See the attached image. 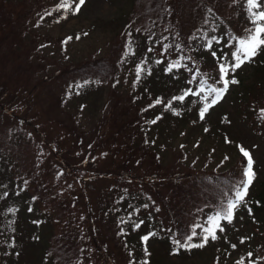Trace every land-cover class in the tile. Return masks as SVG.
Segmentation results:
<instances>
[{"label": "rangeland", "instance_id": "1", "mask_svg": "<svg viewBox=\"0 0 264 264\" xmlns=\"http://www.w3.org/2000/svg\"><path fill=\"white\" fill-rule=\"evenodd\" d=\"M3 1L29 16L14 30L28 45L39 35L31 61L47 70L15 76L11 60L0 59V264H59L50 252L61 246L72 264H264V207L253 206L264 189V48L231 70L251 26L246 0H204L195 15L174 0L157 9L152 0H85L66 18L54 11L59 0ZM101 61L113 78L67 72L71 80H62L64 68ZM221 64L237 83L201 119L215 99L209 88L224 87ZM122 98L128 106L118 110ZM49 104L82 134L50 118ZM135 106L149 154L138 139L120 142V115ZM241 147L255 174L245 201L231 223L220 221L217 239L178 247L193 230L191 243H202L215 206L228 203L184 185L230 171L247 159Z\"/></svg>", "mask_w": 264, "mask_h": 264}, {"label": "trees", "instance_id": "2", "mask_svg": "<svg viewBox=\"0 0 264 264\" xmlns=\"http://www.w3.org/2000/svg\"><path fill=\"white\" fill-rule=\"evenodd\" d=\"M149 1V0H148ZM161 1L165 0H152L149 1L151 3V6L153 9L161 8ZM177 4L183 6L184 3H186V7L191 9V12L193 13L192 15H195L196 12H199V5L200 3H204V0H174ZM189 1V2H188ZM222 2H225L223 0ZM139 5V4H138ZM169 5V4H168ZM206 10L212 9L215 7V5H207L204 4ZM166 5H164V8ZM202 8V5H201ZM204 8V7H203ZM15 10V9H14ZM27 10V9H24ZM9 10L7 9L6 2L1 0L0 1V49L4 50L5 45L7 43V50L8 52H3L2 55H0L1 61H6L5 56H7V59L11 60L12 64V69H13V74H17L15 76L21 75L22 73H25L28 75V73H32L36 75V72L40 71H46L47 66L43 64H38V65H33L31 61V57L36 54L37 49L39 48V43L37 41V37H39L38 34H34V44L28 45L25 42V39H22L23 34L19 35V31H15L14 28L21 22H23L25 25L27 24V21L29 20L27 17V14L24 13L22 16L21 14H14V12H8ZM11 14H8V13ZM216 14H219V12L214 11ZM17 19L15 20L16 23H14V18ZM208 18V17H207ZM217 18V17H216ZM207 20V19H206ZM216 20V19H215ZM217 21V20H216ZM6 25H8L9 29H5ZM13 30V36L11 35V31ZM152 30V29H150ZM15 36V37H14ZM183 36V35H182ZM245 36V35H244ZM242 35V37H244ZM241 37V38H242ZM14 38H16L14 40ZM18 38L20 42L18 41ZM15 43H18V48H21V51H15ZM178 44H183V42H178ZM15 46V47H14ZM14 47V49H13ZM0 50V51H2ZM4 56V57H2ZM10 62V61H9ZM31 62V63H30ZM73 68L67 67L64 68L65 71H63L62 74V80H64L65 77L68 76L67 72L77 80H89L94 78L95 75H102L106 74L107 76H110L113 72L111 70L108 71V69H112L113 67L110 66V64H105L103 61L95 63V64H85L84 67L82 68ZM31 75V74H30ZM113 78V75L110 76ZM57 76H54L52 78L53 84H59L56 82ZM67 80V79H65ZM70 76H68V81H70ZM50 93V91H49ZM123 97V96H122ZM118 110L121 108V104L127 107L128 105V100H123L119 102ZM126 109V108H125ZM61 109L55 108L53 104H49L46 107V113L50 118H53V120L57 121L58 123L65 124V126L69 129V131L74 134H82L81 131H79V128L77 127L75 121H73L72 117H69L71 122L70 123H65L63 120L60 119L59 113ZM124 111V110H123ZM121 112V111H120ZM126 114L120 115L122 117V121L118 123V133L123 136V139L120 141L123 145L128 146L129 143L131 144L132 142H135L137 139L139 140V148H142L145 152L149 154L150 150L148 148V136L147 134L143 131L142 126L145 123L144 118H143V108L141 107H134L129 110H125ZM117 125V124H116ZM153 156V154H152ZM247 159H243V162L237 163L230 171H226L221 174H216L214 177L207 179V177L204 176H197L192 179L191 182H188V184H185L184 187H195L198 188L199 193L201 191L205 190H211V192H215L216 198H228V201L230 199L234 200V189L239 186V182L244 179L243 177V170L247 164ZM243 166L241 171H239V166ZM238 170V171H236ZM191 184V185H190ZM214 189V190H213ZM255 203L253 202V206L255 209H260L261 207H264V189L260 193V196H258L257 199L254 200ZM226 204H224V207ZM223 208L221 207L220 204L215 206V211L214 214L220 212ZM218 210V212H217ZM54 251V252H53ZM52 253V256L55 257V253L57 255V260L59 261V264H72L74 261V258H72L70 255V249H64L63 246L59 249H53L50 252V255Z\"/></svg>", "mask_w": 264, "mask_h": 264}, {"label": "snow or ice", "instance_id": "3", "mask_svg": "<svg viewBox=\"0 0 264 264\" xmlns=\"http://www.w3.org/2000/svg\"><path fill=\"white\" fill-rule=\"evenodd\" d=\"M85 3V0H59L54 11L60 12L63 11L66 15L71 12V14L75 15L79 12L80 7ZM74 5V6H73ZM246 11L248 13V19L250 23V27L247 28L246 35L238 40V47L235 52L232 53V58L235 60V63L231 65V70L235 71L236 68H239L243 63L249 61L252 57H254L258 50L264 48V0H246ZM51 15V12L48 13ZM58 22V21H57ZM79 38V37H77ZM68 39H71L69 37ZM212 41H209V47L211 48ZM215 55V53H213ZM170 70V69H169ZM139 69L137 70V75H139ZM220 80L223 82L224 87L222 89H217L214 87L209 88L210 94H215V99L211 101V103H206L200 110L201 119L204 118L205 113L209 110L212 104H215L217 100L223 95V93L227 90L229 83L235 84L237 81L232 79L229 81L226 79L229 73L228 65L221 64L220 68ZM206 82H201L200 91H204L203 85ZM80 87V85H77ZM188 93H185L187 95ZM177 99L183 101L184 95L178 97ZM207 99V97H205ZM156 103H160L159 100ZM155 121H153L154 123ZM240 151L244 157L247 158V164L243 170V177L239 182V186L234 189V200L230 199L223 209L218 212L216 215L209 217L208 219V227L203 229L204 235L202 236V243L195 244L191 243L193 237L196 235L195 230H193L192 234L186 237L185 243L181 244L179 241H176L178 247H183L186 249L192 248H202L208 242L209 239L215 240L217 239V230L223 231V228L220 226V221L225 220L231 223L233 219L234 209L238 207V205L245 201V197L248 194L249 186L252 184L254 179V172L252 170L253 161L248 151L244 150L242 147ZM139 227V224L136 225ZM144 241L149 239L148 236L142 238ZM145 253L147 254V249H145ZM147 264V261L144 262Z\"/></svg>", "mask_w": 264, "mask_h": 264}]
</instances>
